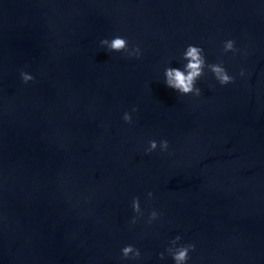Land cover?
<instances>
[{"label": "water", "instance_id": "1", "mask_svg": "<svg viewBox=\"0 0 264 264\" xmlns=\"http://www.w3.org/2000/svg\"><path fill=\"white\" fill-rule=\"evenodd\" d=\"M188 45L235 82L168 87ZM176 236L187 264H264V0H0V264H175Z\"/></svg>", "mask_w": 264, "mask_h": 264}, {"label": "clouds", "instance_id": "2", "mask_svg": "<svg viewBox=\"0 0 264 264\" xmlns=\"http://www.w3.org/2000/svg\"><path fill=\"white\" fill-rule=\"evenodd\" d=\"M101 45L106 46L110 52H123L128 57H135L136 59L141 58L142 51L139 45L130 46L129 41L126 37L115 36L111 40L103 39L101 40ZM224 52L236 53L239 49L236 48V42L232 39L226 40L223 45ZM183 59L186 61L183 69L177 67H168L165 69V83L168 87L174 89L176 92L183 96L193 95L195 97H200L202 95V89L197 86L198 80L205 75V69L213 73L216 80L221 85H228L235 82V78L230 75L227 69L223 66V63H207L204 49L196 45H188ZM243 75V71L240 73ZM21 78L24 83H29L34 81L35 77L26 71L20 73ZM133 112L138 111L137 108L132 109ZM123 120L126 123L131 124L133 122V117L130 112H125L123 115ZM149 147L145 150L146 153L150 154L156 151L158 148L162 152H168L170 147V142L167 139H162L159 142L156 140H150L148 142ZM148 198H154V193L149 192ZM132 208L137 214L132 218L131 223L136 224L138 218L143 216V211L141 209L140 198L134 197L132 200ZM159 213L156 210H152L148 219V223H152L159 218ZM180 236H176L175 239L171 241V247L167 249V252L172 256L175 264H187L190 260V253L195 251V244H180ZM122 257L124 259H140L141 252L134 245H126L121 249ZM160 258L164 259V253L160 254Z\"/></svg>", "mask_w": 264, "mask_h": 264}]
</instances>
